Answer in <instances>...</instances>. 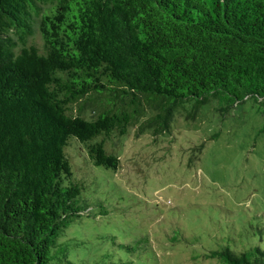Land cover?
Returning a JSON list of instances; mask_svg holds the SVG:
<instances>
[{
    "label": "trees",
    "instance_id": "obj_1",
    "mask_svg": "<svg viewBox=\"0 0 264 264\" xmlns=\"http://www.w3.org/2000/svg\"><path fill=\"white\" fill-rule=\"evenodd\" d=\"M221 93L253 98L264 132V0H0V264H121L74 251L67 229L108 211L66 146L116 169L105 139L135 127L155 142ZM208 255L264 264L258 246Z\"/></svg>",
    "mask_w": 264,
    "mask_h": 264
},
{
    "label": "rangeland",
    "instance_id": "obj_2",
    "mask_svg": "<svg viewBox=\"0 0 264 264\" xmlns=\"http://www.w3.org/2000/svg\"><path fill=\"white\" fill-rule=\"evenodd\" d=\"M28 44L42 45L39 34ZM251 97H209L194 118L176 113L169 133L148 131L104 140L116 169L94 166L85 146L65 148L87 201L102 200L67 229L85 263L110 252L121 264H225L210 257L228 247L264 250V132ZM99 139V138H98ZM203 143L200 151L192 147Z\"/></svg>",
    "mask_w": 264,
    "mask_h": 264
}]
</instances>
